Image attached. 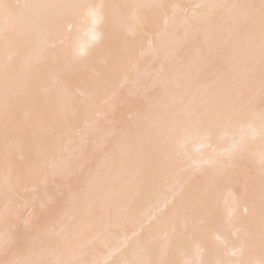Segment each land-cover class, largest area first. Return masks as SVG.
Masks as SVG:
<instances>
[{"label":"bare ground","instance_id":"obj_1","mask_svg":"<svg viewBox=\"0 0 264 264\" xmlns=\"http://www.w3.org/2000/svg\"><path fill=\"white\" fill-rule=\"evenodd\" d=\"M6 2L103 5V19L56 10L53 27L21 7L34 23L0 39V260L26 224L35 243L8 258L264 259L259 19L231 7L260 0Z\"/></svg>","mask_w":264,"mask_h":264},{"label":"snow or ice","instance_id":"obj_2","mask_svg":"<svg viewBox=\"0 0 264 264\" xmlns=\"http://www.w3.org/2000/svg\"><path fill=\"white\" fill-rule=\"evenodd\" d=\"M21 7L51 10L43 17V23L48 26H57L64 20V16L59 14L56 10H74L91 17L94 22H100L103 19L101 9L103 5H95L90 3L84 4H37V5H15L7 3L6 0H0V19L3 20V28L0 30V39L5 43L13 39L14 35L22 29L26 24L34 23L31 19L26 17L19 11ZM233 8H241L247 10V20L250 24L254 25L255 21L259 19V66L262 81H264V0H260L259 4H246V5H233ZM83 55V51L78 53ZM253 63L255 62V50L253 46L252 51ZM9 102L7 94L4 101V116L5 124L7 127ZM227 118V117H226ZM262 132H264V124H262ZM264 163V161H262ZM261 244L264 249V181L261 185ZM38 229L35 226L24 225L21 227L13 228L11 233L6 232L3 236L2 244L5 253V259L0 260V264H44L42 261H21L18 259L8 258L10 255L15 256L17 252L31 244H34L37 237L36 232ZM243 244V241H242ZM190 264V262H185ZM248 264H256L254 261H249ZM258 264H264V259H261Z\"/></svg>","mask_w":264,"mask_h":264}]
</instances>
